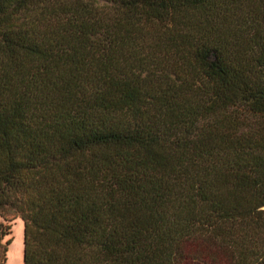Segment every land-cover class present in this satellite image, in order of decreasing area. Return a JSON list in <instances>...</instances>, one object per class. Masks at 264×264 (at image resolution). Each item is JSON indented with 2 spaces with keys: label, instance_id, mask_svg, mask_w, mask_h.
Listing matches in <instances>:
<instances>
[{
  "label": "trees",
  "instance_id": "trees-1",
  "mask_svg": "<svg viewBox=\"0 0 264 264\" xmlns=\"http://www.w3.org/2000/svg\"><path fill=\"white\" fill-rule=\"evenodd\" d=\"M264 0H0V264H264Z\"/></svg>",
  "mask_w": 264,
  "mask_h": 264
},
{
  "label": "rangeland",
  "instance_id": "rangeland-1",
  "mask_svg": "<svg viewBox=\"0 0 264 264\" xmlns=\"http://www.w3.org/2000/svg\"><path fill=\"white\" fill-rule=\"evenodd\" d=\"M9 237L11 242L7 247L5 264H22V222L18 217L10 222Z\"/></svg>",
  "mask_w": 264,
  "mask_h": 264
},
{
  "label": "water",
  "instance_id": "water-1",
  "mask_svg": "<svg viewBox=\"0 0 264 264\" xmlns=\"http://www.w3.org/2000/svg\"><path fill=\"white\" fill-rule=\"evenodd\" d=\"M263 209H264V207H263Z\"/></svg>",
  "mask_w": 264,
  "mask_h": 264
}]
</instances>
